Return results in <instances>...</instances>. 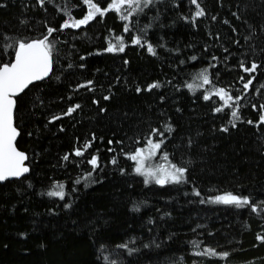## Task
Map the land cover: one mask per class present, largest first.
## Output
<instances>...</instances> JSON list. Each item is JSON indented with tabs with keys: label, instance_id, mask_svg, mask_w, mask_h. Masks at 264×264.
<instances>
[{
	"label": "trees",
	"instance_id": "1",
	"mask_svg": "<svg viewBox=\"0 0 264 264\" xmlns=\"http://www.w3.org/2000/svg\"><path fill=\"white\" fill-rule=\"evenodd\" d=\"M197 2L202 17L192 0L149 7L141 0L142 10L125 5L63 29L87 15L84 0H45L43 7L0 0V67L13 61L19 42L57 29L48 37L52 75L17 99V146L30 171L0 184V264H264L257 238L264 236V0ZM120 37L124 51L108 52ZM253 61L260 67L244 89L240 78L249 74L241 62ZM204 70L210 84L202 82ZM156 82L159 88L145 90ZM213 88L242 97L235 127L223 100L203 99ZM149 139L162 141L157 161L187 169L183 182L146 184L136 173L129 157L148 149ZM89 143L84 155L74 154ZM59 185L64 199L48 195ZM228 194L248 198L257 211L212 202ZM206 248L218 255L200 254Z\"/></svg>",
	"mask_w": 264,
	"mask_h": 264
},
{
	"label": "snow or ice",
	"instance_id": "2",
	"mask_svg": "<svg viewBox=\"0 0 264 264\" xmlns=\"http://www.w3.org/2000/svg\"><path fill=\"white\" fill-rule=\"evenodd\" d=\"M41 7L44 6L45 0H38ZM156 0H143V7H149L153 5ZM84 3L87 4L88 12L87 15L79 20H76L72 23L65 22L62 25L63 29L70 27H80L88 23L90 20L94 19L97 14L100 16H104L107 11H116L117 13H121L122 9L127 5V8L131 10L134 6L137 9H141V0H110V4L107 9H101L97 3L93 2V0H84ZM192 3L196 5V17H202L205 15V11L200 7V4L197 0H192ZM3 5H0L2 7ZM142 10V9H141ZM71 20L70 12L66 13ZM129 16L127 14H122V19L128 20ZM214 19V18H213ZM128 30V25L125 24V31ZM57 31L55 28L49 27L47 30V36L43 39L35 42H19L18 48L15 50V62L8 66L5 64L3 67H0V181L8 180L12 177H20L24 173L28 171L27 167L23 166V161L26 159L25 155L19 151L14 146L15 139L18 135V131L16 127L13 126V116H14V108L16 106V101L14 99L19 93H21L25 88H27L34 81L43 80L48 76L51 71L52 61L50 57L51 51V42L48 37L52 36V33ZM250 37H246L249 39ZM119 46L115 43H109L107 48L108 52L114 51H124V43L122 37L117 38ZM133 43L136 45L144 46L139 37H136L133 40ZM239 43V41H237ZM147 51L153 55H155V51L153 47L149 44L147 46ZM195 59V57H193ZM71 67V65H69ZM260 67L255 61L251 63L250 67H246L243 62H241V68L244 72L249 74V78L247 80L244 77L240 79L244 81L243 87L244 89H250V86L253 84L255 77L251 74L256 72L257 68ZM202 82L203 84H210L212 81L207 74V70L201 72ZM91 81L88 82L87 85H81V87H88L91 85ZM160 84L158 82L153 83L148 86L146 91H151L154 88H159ZM191 87V85H189ZM264 87V86H262ZM136 91L139 93L141 89L138 87ZM211 95H216L221 100L224 101V106L232 108L230 115L233 118L230 123L232 127L236 126L235 121L240 119L238 115V106L239 101L242 97H232L228 91L224 88H213L209 94L203 96L204 100H209ZM110 97L105 96L104 99L108 100ZM226 98V99H225ZM231 101V103H229ZM95 102V101H94ZM80 107L79 104L75 105L68 109L66 115H70L72 112H75L76 109ZM255 107V106H254ZM264 109V105L260 106ZM103 110V109H102ZM216 112L222 111L221 107H217L215 109ZM54 119H60V117H55ZM51 122V121H50ZM260 122L264 123V115L261 116ZM248 123H252V121H248ZM222 131L227 132L228 128L221 129ZM173 129L171 127H166L165 132L171 133ZM164 135V132H160L157 129H153L151 135ZM95 139V138H93ZM112 141H109L111 144ZM149 144L148 155H145V151L143 149L137 150L134 155H131L129 159L135 162V171L138 175L145 177V183L154 182L157 185L164 186L169 183L179 184L184 181L185 173L187 171L186 168L173 165L172 169L169 171L164 168H157L156 170L148 169L146 170L144 160L151 157L152 153L155 150H159L162 147L161 142H153L151 139L147 141ZM189 145H191V141H189ZM91 144H86L83 149H77L75 151L76 156L84 155V151L90 147ZM111 150V149H110ZM64 160H68L69 156L65 155L63 157ZM164 159L167 160L168 157L165 155ZM89 164L93 166V171L99 167L98 161L96 157H92L89 161ZM112 163L115 164L116 160L113 159ZM92 175L91 172L88 173L90 177ZM79 183V180L77 181ZM59 191H51L48 193L49 196H58L60 199H64L63 185H59ZM195 195L199 196V192H195ZM203 202V201H201ZM213 203L223 204V205H233L237 208H244L246 206H251V211L256 212L257 207L252 205V202L244 197H238L236 195L228 194L226 196H218L215 198ZM66 207H70V204H66ZM138 210V208H137ZM259 240L264 242V236L257 237ZM120 247H127V245H121ZM204 255L217 256L218 254L214 249L206 248L203 253ZM221 259H226L228 253L219 254Z\"/></svg>",
	"mask_w": 264,
	"mask_h": 264
},
{
	"label": "water",
	"instance_id": "3",
	"mask_svg": "<svg viewBox=\"0 0 264 264\" xmlns=\"http://www.w3.org/2000/svg\"><path fill=\"white\" fill-rule=\"evenodd\" d=\"M35 42V41H34ZM50 57H51V61H52V55H51V52H50ZM15 62V56L13 58V61L10 63V64H7L8 66H11L12 63ZM3 67V66H2ZM52 72H53V61H52V66H51V71L49 72L48 76L45 77L43 80H40V81H34L32 84H30L27 88H25L21 93H19L17 96L14 97L15 101H16V106H17V99L19 97H21L32 85H35L37 83H42L44 81H46L47 79L50 78V76L52 75ZM16 106L14 108V116H13V126L16 127V121H15V113H16ZM17 129V127H16ZM18 131V135L15 139V142H14V146L15 148L17 149V151L23 153L26 157V159L23 161V166L24 167H27L28 168V171L26 173H24L23 175H21L20 177L16 178V177H12V178H9L8 180H5V181H0V184H4L8 181H15V180H20L22 178H25L28 174H29V171H30V168L28 166V155L24 152H22L21 150H19L18 146H17V143H18V140L20 138V131L17 129Z\"/></svg>",
	"mask_w": 264,
	"mask_h": 264
},
{
	"label": "rangeland",
	"instance_id": "4",
	"mask_svg": "<svg viewBox=\"0 0 264 264\" xmlns=\"http://www.w3.org/2000/svg\"><path fill=\"white\" fill-rule=\"evenodd\" d=\"M149 149V148H148ZM148 149L145 150V155L147 156L148 155ZM158 156V150H155L151 157L148 158V159H145L144 160V164H145V167H146V170L148 169H151V170H156L157 168H164V169H167V170H171L172 167L171 166H168L165 162L163 161H157L156 160V157ZM136 166V165H135ZM144 177V176H143ZM145 178V177H144ZM154 183V182H153ZM169 184H173V183H169ZM167 185V184H166Z\"/></svg>",
	"mask_w": 264,
	"mask_h": 264
}]
</instances>
